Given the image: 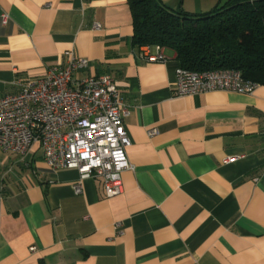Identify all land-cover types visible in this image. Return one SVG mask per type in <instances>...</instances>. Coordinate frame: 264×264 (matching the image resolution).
<instances>
[{
    "label": "crops",
    "instance_id": "obj_1",
    "mask_svg": "<svg viewBox=\"0 0 264 264\" xmlns=\"http://www.w3.org/2000/svg\"><path fill=\"white\" fill-rule=\"evenodd\" d=\"M160 1L197 15L217 0ZM132 35L128 0H0V97L72 53L89 61L76 77H112L131 142L112 198L99 179L76 195L78 173L37 145L0 151V264H264V86L174 96L173 51L148 63Z\"/></svg>",
    "mask_w": 264,
    "mask_h": 264
},
{
    "label": "built area",
    "instance_id": "obj_2",
    "mask_svg": "<svg viewBox=\"0 0 264 264\" xmlns=\"http://www.w3.org/2000/svg\"><path fill=\"white\" fill-rule=\"evenodd\" d=\"M7 21L3 13L1 23ZM140 57L148 63L166 61L162 47H142ZM88 67V60L70 53L65 66L49 67L40 78L18 83V93L0 97V151L22 157L37 145L51 170L78 173L73 187L76 195L82 193L85 180L99 179L105 196L112 198L122 192V172L131 169L126 156L131 142L123 121L128 110L110 75L76 77ZM258 87L237 70L178 68L173 94L192 97L225 91L249 95ZM147 134L153 136L156 130Z\"/></svg>",
    "mask_w": 264,
    "mask_h": 264
},
{
    "label": "trees",
    "instance_id": "obj_3",
    "mask_svg": "<svg viewBox=\"0 0 264 264\" xmlns=\"http://www.w3.org/2000/svg\"><path fill=\"white\" fill-rule=\"evenodd\" d=\"M135 48L162 47L192 72L237 70L264 86V0H217L191 15L160 0H128Z\"/></svg>",
    "mask_w": 264,
    "mask_h": 264
},
{
    "label": "rangeland",
    "instance_id": "obj_4",
    "mask_svg": "<svg viewBox=\"0 0 264 264\" xmlns=\"http://www.w3.org/2000/svg\"><path fill=\"white\" fill-rule=\"evenodd\" d=\"M171 53L169 52V50L167 51V55H170Z\"/></svg>",
    "mask_w": 264,
    "mask_h": 264
}]
</instances>
